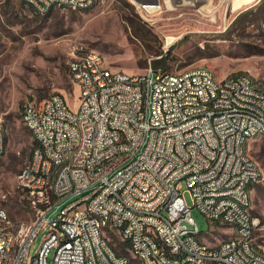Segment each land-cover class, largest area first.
<instances>
[{
  "label": "built area",
  "instance_id": "1",
  "mask_svg": "<svg viewBox=\"0 0 264 264\" xmlns=\"http://www.w3.org/2000/svg\"><path fill=\"white\" fill-rule=\"evenodd\" d=\"M88 1L38 0L45 13L86 8ZM83 53L87 64L76 62V54L68 64L81 88L72 111H65L70 103L63 93L23 106L22 120L38 145L19 185H26L37 215L14 264H48L52 249L53 264H264L262 219L235 217L236 208L253 210L246 188L263 179L248 151L252 140L264 137V83L251 82L248 73L217 78L205 66L178 72L149 66L135 78L99 51ZM7 140L0 123L2 154ZM50 159H58L57 174H50ZM45 177H53L52 199L42 196ZM72 195L78 197L50 217ZM193 207L214 226L238 232V240H203ZM75 209H90V216H75ZM225 210H233L231 223L219 222ZM45 228L47 247L30 255ZM147 229H157V238H148ZM11 232L0 233V245ZM113 232L129 236L138 256L112 248Z\"/></svg>",
  "mask_w": 264,
  "mask_h": 264
},
{
  "label": "rangeland",
  "instance_id": "2",
  "mask_svg": "<svg viewBox=\"0 0 264 264\" xmlns=\"http://www.w3.org/2000/svg\"><path fill=\"white\" fill-rule=\"evenodd\" d=\"M34 12L20 0H0V123L8 139L0 156V205L7 208L17 235L37 215L19 185L35 149L33 134L22 120L23 106L27 100L40 102L63 93L75 107L81 88L68 70L75 54L99 51L113 68L135 74L155 67L165 54L167 69L173 72L205 66L217 78L248 73L264 81V0H97L84 9L57 6L45 14ZM249 151L263 169L252 211L264 223V137L252 140ZM77 197L63 199L50 217ZM185 197L193 206L189 191ZM191 215L203 240L216 245L230 238L226 225L214 226L197 207ZM46 232L39 233L30 255L41 247ZM112 240L120 252L129 253L118 233H112ZM258 241L264 251V228ZM54 252L48 264H53Z\"/></svg>",
  "mask_w": 264,
  "mask_h": 264
},
{
  "label": "bare ground",
  "instance_id": "3",
  "mask_svg": "<svg viewBox=\"0 0 264 264\" xmlns=\"http://www.w3.org/2000/svg\"><path fill=\"white\" fill-rule=\"evenodd\" d=\"M28 6H30L35 12L40 14H45L40 8V3L38 0H24ZM97 0L88 1L87 7L92 6ZM52 8H50L51 10ZM84 9V8H83ZM101 53V52H100ZM102 54V53H101ZM76 62L79 64H87V55H77ZM135 78H142V74H135ZM251 82L253 83H264L262 79L251 75ZM65 111H72L70 104H65ZM22 119H24V110H22ZM2 153H0V156ZM35 155V149L33 151L31 159ZM248 159L252 162H258L253 158L248 152ZM58 172V159H50V174H57ZM259 183V181H252V185H247L245 202L247 204H253L252 193L254 185ZM26 190V185H21ZM53 189L54 182L53 177H45L43 181L42 196L44 199L53 198ZM216 206H223V199H216ZM235 207H242V200H235ZM75 216H90V209H75ZM231 217H233V210H225V214H219V222L221 223H231ZM236 218H257V215L253 213L252 210H245L243 208H236L235 210ZM0 218L5 220L0 224V233H9L11 232V237H9L6 244L0 245V264H14V261L17 256V247L20 244H23L27 238V231L34 229V222L28 227L26 231L17 235L12 229V221L10 219L9 212L6 207L0 205ZM260 218V217H259ZM119 230H128V223H119ZM230 238L224 240V243H232V241L238 240V232H230ZM148 238H157V229H147ZM121 242L126 243L128 254L131 256H138V248L133 241H129V236H120ZM47 242H49V235L46 234L44 241L42 242L41 247H47ZM112 248L119 249V246L112 240Z\"/></svg>",
  "mask_w": 264,
  "mask_h": 264
},
{
  "label": "trees",
  "instance_id": "4",
  "mask_svg": "<svg viewBox=\"0 0 264 264\" xmlns=\"http://www.w3.org/2000/svg\"><path fill=\"white\" fill-rule=\"evenodd\" d=\"M168 59H169L168 55L162 54V56L155 61L154 66L155 67H160V66L163 67L164 66L163 68L167 69ZM33 142H34V146H33V149H34L38 145V143L35 139Z\"/></svg>",
  "mask_w": 264,
  "mask_h": 264
},
{
  "label": "crops",
  "instance_id": "5",
  "mask_svg": "<svg viewBox=\"0 0 264 264\" xmlns=\"http://www.w3.org/2000/svg\"><path fill=\"white\" fill-rule=\"evenodd\" d=\"M21 2H22V4L25 6V7H27L30 11H32V12H34L33 10H32V8H30L29 6H27L26 5V3L24 2V1H22V0H20ZM34 13H36V12H34ZM37 14H39V13H37ZM65 95V94H64ZM66 96V95H65ZM249 153H250V151H248ZM250 155H251V153H250ZM252 156V155H251ZM253 157V156H252ZM254 158V157H253ZM254 190H255V185H254V188H253V193H254ZM253 193H252V199H253Z\"/></svg>",
  "mask_w": 264,
  "mask_h": 264
}]
</instances>
